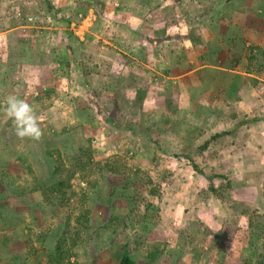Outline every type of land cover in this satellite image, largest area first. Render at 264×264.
<instances>
[{
  "label": "rangeland",
  "instance_id": "374dc122",
  "mask_svg": "<svg viewBox=\"0 0 264 264\" xmlns=\"http://www.w3.org/2000/svg\"><path fill=\"white\" fill-rule=\"evenodd\" d=\"M167 1L0 0V42L9 27L40 42L43 73L34 86L36 77L13 79L21 71L11 60L0 63V264H49L61 237L60 264H116L124 254L134 264H253L264 243V104L248 113L225 102L201 121L181 115L164 89L178 85L167 79L168 47L155 39L168 26L216 21L217 1L183 13ZM70 32L77 39L68 42ZM56 43L64 55L51 53ZM249 52L259 53L239 74L256 63L263 75L264 40ZM9 95L33 106L39 140L16 135ZM227 122L237 158L222 163L231 137L211 136Z\"/></svg>",
  "mask_w": 264,
  "mask_h": 264
},
{
  "label": "crops",
  "instance_id": "0c3cea01",
  "mask_svg": "<svg viewBox=\"0 0 264 264\" xmlns=\"http://www.w3.org/2000/svg\"><path fill=\"white\" fill-rule=\"evenodd\" d=\"M172 1L173 3L167 1V5L170 4L172 8L174 7L175 12L183 13L188 12V3L193 8L195 1L200 0ZM202 1L209 3L214 0ZM215 1H217L214 7L216 21L204 22L205 26L192 28L186 32L167 25L168 27L161 29L163 35L158 40L155 39V42H164L165 47H168L164 52L167 54L169 74L171 72L172 75L167 76V79L174 78L178 82L175 87L168 80L164 87L165 91L169 94L173 92L172 100H175L176 103L181 102L182 105L178 103L177 107V110L182 111L181 115L193 114L199 121L205 118L209 112L220 111L219 107L222 108L225 102L233 103L235 108L239 107L248 113L258 110L264 104V74L261 75L262 72L252 68V65L256 63L245 68L239 74V70H242L240 67L248 66L249 58L253 60L259 53L249 52V47L258 46L264 40V0ZM240 28L245 31V37L242 36ZM15 29L17 28L9 27L4 32L8 34L9 41L0 42V63L3 64L11 60L14 69L20 67L19 77L13 78L15 81L19 82L21 76H31L37 78L33 83L34 86L41 85L42 83L39 82L40 78H43V73L39 74L35 61L39 60V55L36 52L42 47V44L36 41L24 42L23 34L20 33L21 29L16 32ZM242 40L244 44H240ZM56 44V50L51 53L64 55L66 52L62 48V44ZM250 49L252 51V48ZM254 50L257 51V48ZM36 57L37 60H35ZM259 59L262 63V55ZM255 62L260 64L259 60H255ZM251 77L263 83L255 85L256 80L252 81ZM246 83L248 87L244 90ZM215 127L221 128L218 124ZM235 131L236 127L227 122L222 132L214 133L231 137V145L221 150L222 154L217 157L222 163L224 160L230 162L237 158L235 155L236 144L232 141ZM183 153L181 158H185L186 151ZM234 163L239 167L238 171L240 172L242 165Z\"/></svg>",
  "mask_w": 264,
  "mask_h": 264
},
{
  "label": "trees",
  "instance_id": "16d2710c",
  "mask_svg": "<svg viewBox=\"0 0 264 264\" xmlns=\"http://www.w3.org/2000/svg\"><path fill=\"white\" fill-rule=\"evenodd\" d=\"M48 7H51V4H48ZM68 42H70L71 40H76L77 38H75L73 36V34L70 32L68 33L67 36ZM68 49H71V51L74 52L75 49H73L70 45L68 47ZM137 100L136 102H141L142 100V96L140 94V90L137 91ZM220 133H216L214 134V136H211V138H214L216 136H219ZM209 145V140H205L199 147L198 149H205L207 148ZM189 165H191V167L195 170V171H199V167L197 165V163L194 160H190L189 161ZM65 185L64 181H58L55 184H53V186L51 187L52 189H54L55 191H57V193L60 192L59 198L60 201L67 195L63 190H62V186ZM211 190H215V188L213 186H210ZM87 224V216L85 214H80L77 217V221H76V225L78 226L79 229L85 228ZM64 234V233H63ZM65 238L61 237L57 240L55 247L53 249L52 254L49 257L48 263L49 264H60L63 259H64V254H65ZM116 264H134V260L128 255V254H124L122 255L120 258H118L116 260ZM253 264H264V243L262 245L261 250L258 252V254L255 256L254 262Z\"/></svg>",
  "mask_w": 264,
  "mask_h": 264
},
{
  "label": "clouds",
  "instance_id": "9594fccd",
  "mask_svg": "<svg viewBox=\"0 0 264 264\" xmlns=\"http://www.w3.org/2000/svg\"><path fill=\"white\" fill-rule=\"evenodd\" d=\"M4 110L13 122L17 136L35 140L41 138L43 130L31 104L15 95H9Z\"/></svg>",
  "mask_w": 264,
  "mask_h": 264
},
{
  "label": "built area",
  "instance_id": "2783aa9c",
  "mask_svg": "<svg viewBox=\"0 0 264 264\" xmlns=\"http://www.w3.org/2000/svg\"><path fill=\"white\" fill-rule=\"evenodd\" d=\"M34 16H28V19H32Z\"/></svg>",
  "mask_w": 264,
  "mask_h": 264
}]
</instances>
